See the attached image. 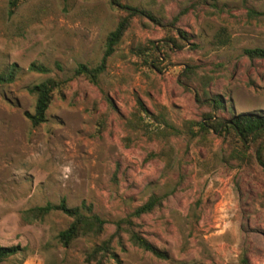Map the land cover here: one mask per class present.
Instances as JSON below:
<instances>
[{
	"label": "rangeland",
	"instance_id": "374dc122",
	"mask_svg": "<svg viewBox=\"0 0 264 264\" xmlns=\"http://www.w3.org/2000/svg\"><path fill=\"white\" fill-rule=\"evenodd\" d=\"M10 1L0 0V73L14 63L21 72L0 86V247L25 250L2 264H86L113 223L153 195L167 199L137 230L165 259L124 236L109 264H264V169L255 146L198 126L210 115L264 114V59L245 54L264 51V0H119L161 24L133 18L105 62L108 36L126 16L114 0H21L12 13ZM175 18L184 46L151 59V43L166 44ZM103 62L97 85L75 75ZM33 63L53 73L31 72ZM53 77L67 83L34 128L29 88ZM215 98L225 110L212 108ZM140 103L148 132L135 124ZM160 117L180 134H158ZM62 201L108 221L104 235L65 248L57 236L68 217L22 223L23 211Z\"/></svg>",
	"mask_w": 264,
	"mask_h": 264
},
{
	"label": "trees",
	"instance_id": "16d2710c",
	"mask_svg": "<svg viewBox=\"0 0 264 264\" xmlns=\"http://www.w3.org/2000/svg\"><path fill=\"white\" fill-rule=\"evenodd\" d=\"M21 0L10 1V12L18 7ZM116 4L121 6L126 13L117 25V28L110 33L107 39V51L104 57L106 59L112 55L114 48L121 42L126 31L128 30L130 23L135 17H148L157 24H161L160 21L155 19L151 14L145 11H141L137 8L128 7L122 5L119 0H114ZM177 18L171 23L175 33L171 35L166 44L155 46L151 43V59L159 60L158 53H161L164 59H167V52H172L174 49L182 48L184 42L188 39L187 34L176 28ZM217 42L221 46H225L229 43L226 33L219 34ZM245 54L251 59H264V51L261 49L246 50ZM147 56H150L149 54ZM101 64L95 68H89L88 66L81 65L77 71L76 76L85 77L92 84L97 85L100 75L104 72L105 65ZM155 68H158L154 65ZM29 71L50 75L53 70L44 65H38L33 63L29 67ZM21 72V68L17 64H9L0 73V86L10 85L15 82L18 75ZM193 75V70L190 67V71H187L184 78L188 80ZM66 81L60 80L56 77L49 78L39 84H35L29 88V93L35 98V108L33 114H26L27 118L31 122L34 128L46 123V115L49 110L54 96L58 91H62L66 85ZM214 110H225V106L221 100L215 98L209 103ZM145 116L148 112L139 104V113L136 115V126L148 132L150 129L147 126ZM209 116L207 123H199V129L201 131L210 132L213 130L218 133L219 136L225 138H235L241 142L245 147L248 145L255 146L256 158L259 165L264 169V114L263 113H241L238 115L232 114L229 120L221 117ZM160 123L164 125V129L158 134L179 135L180 131L175 129L172 125H169L163 117L159 119ZM166 196H151L146 203L137 207L130 215L125 218L119 219L113 223L114 232L105 240L100 241L90 251L85 254L86 264H109L116 259L114 245H121L124 236L132 246H135L145 252H148L159 259H165V255L160 252L154 245H152L141 233L137 230L138 224L136 221L144 216L153 214L158 209L162 208L166 201ZM52 213H60L68 217L71 222L67 229L61 231L57 240L60 245L68 248L73 243L79 240L99 239L105 233L109 222L102 219L100 216L93 214L89 207L82 205L81 207H68L65 201L60 202L57 205L47 204L45 206L34 207L25 210L21 213V221L26 225H31L37 222L44 221ZM25 249H21L19 246L13 247H0V264L5 261L19 255L24 252ZM244 264L247 262L244 260Z\"/></svg>",
	"mask_w": 264,
	"mask_h": 264
}]
</instances>
